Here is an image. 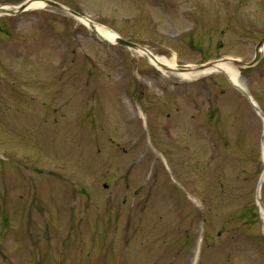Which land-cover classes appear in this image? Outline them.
<instances>
[{
	"label": "rangeland",
	"instance_id": "374dc122",
	"mask_svg": "<svg viewBox=\"0 0 264 264\" xmlns=\"http://www.w3.org/2000/svg\"><path fill=\"white\" fill-rule=\"evenodd\" d=\"M54 1L176 65L248 62L264 33V0ZM239 76L264 114V55ZM262 131L220 72L0 18V264H264Z\"/></svg>",
	"mask_w": 264,
	"mask_h": 264
},
{
	"label": "bare ground",
	"instance_id": "6f19581e",
	"mask_svg": "<svg viewBox=\"0 0 264 264\" xmlns=\"http://www.w3.org/2000/svg\"><path fill=\"white\" fill-rule=\"evenodd\" d=\"M43 6L42 2L41 1H32L30 3V5L28 6V8H33V7H41ZM81 21L83 22V24L87 25V24H92L94 30L102 37L108 39V40H112L115 36H116V33L110 29H108L107 27L105 26H102L98 23H94L92 21L89 22L87 21V19H81ZM261 52H264V43H263V46L261 47ZM137 53L141 56H144V55H147L146 52H142V51H137ZM148 60L153 63L159 70L161 69V67L159 65H166V66H169V67H174L176 64L174 62V60H166L165 58L163 57H155L156 60H152L151 58L147 57ZM157 61V62H156ZM217 68H220L224 73L225 75L227 76V79L235 84V85H238L240 88L242 89H245V86L242 84V80L239 76V73L237 72L236 68L235 67H232L231 64L229 63H225V62H218V63H215L214 66H212V68H210L209 70H186L184 72H178V73H175V75H177L179 78L181 79H192V78H196L202 74H205V73H208L209 71H216ZM162 70V69H161ZM163 71V70H162ZM262 156H263V159H264V150H262ZM264 180V170H262L261 174H260V177L258 178L257 180V183H256V186H255V191L257 193H259V191L261 190V186H262V182ZM263 231H264V228H263ZM199 251V245H197L196 249H195V255H194V259L193 261H195L196 259V255Z\"/></svg>",
	"mask_w": 264,
	"mask_h": 264
},
{
	"label": "water",
	"instance_id": "95a60500",
	"mask_svg": "<svg viewBox=\"0 0 264 264\" xmlns=\"http://www.w3.org/2000/svg\"><path fill=\"white\" fill-rule=\"evenodd\" d=\"M45 4L49 5V6H52V7H55L59 10H63V11H67L69 13H72L76 16H78L77 13L69 10V9H66L65 7H63L62 5L58 4V3H55L53 1H49V0H43ZM22 9V6L19 7V8H10L8 10H1L2 12H5V13H8V14H14V13H17L19 12L20 10ZM90 34L91 36L99 43L103 44V45H107V46H111V45H114V44H118V45H121V46H125V47H129V48H132V49H142L145 51L144 48L140 47L139 45L135 44V43H131V42H128V41H125L119 37H115L114 38V41L113 43L107 41L106 39H103L102 37H100V35H98L92 28H90ZM264 42V36L262 37V39L259 41V43L255 46L254 48V56H253V59L248 62V63H242L241 61L239 60H232L231 61V64L237 68L238 70H248L250 69L251 67H253L258 61L259 59L262 57V53H261V46ZM152 59H154V57L152 55H150ZM214 65V63L212 62H209V63H205V64H202V65H197V66H193V67H188V66H177L176 70L178 71H186V70H201V69H206V68H210ZM161 67L165 70H174V69H171V68H167L165 66H162ZM237 89L247 97V99L251 102V99H250V96L242 89L238 88ZM251 106L253 109L255 110H258L256 106H254L252 103H251ZM264 118V117H263ZM264 140V135L261 137V141L263 142ZM256 200H257V203H258V207L262 208L263 209V212H264V207L262 206L261 204V201L258 197V195H256Z\"/></svg>",
	"mask_w": 264,
	"mask_h": 264
}]
</instances>
